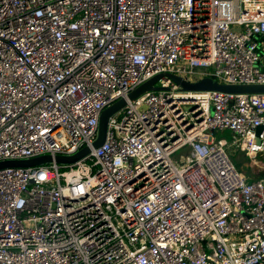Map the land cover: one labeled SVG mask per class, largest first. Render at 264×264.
Here are the masks:
<instances>
[{"label":"built area","instance_id":"1","mask_svg":"<svg viewBox=\"0 0 264 264\" xmlns=\"http://www.w3.org/2000/svg\"><path fill=\"white\" fill-rule=\"evenodd\" d=\"M167 74L264 85V0H0V163L90 150L0 170V264H264V94Z\"/></svg>","mask_w":264,"mask_h":264},{"label":"water","instance_id":"2","mask_svg":"<svg viewBox=\"0 0 264 264\" xmlns=\"http://www.w3.org/2000/svg\"><path fill=\"white\" fill-rule=\"evenodd\" d=\"M163 77H168L169 79L173 80L176 84H178L182 90L189 91V92H224L229 94H264V85H227V84H220L217 81H214L211 78H204L200 81H197L195 83L185 81L182 77L167 74L166 76L160 75L152 80L148 81L135 91H133L129 95V99L131 101L136 100L140 96L144 95L147 92H157L160 90H164L162 88L156 87V83ZM126 105L125 100H120L115 105H113L111 108L104 111L101 120H100V126H99V133H98V139L94 143V147L98 148L102 146L106 140L107 136V130H108V123L110 117H112L114 114L119 112L124 106ZM263 128H258V136L262 133ZM261 140H258V144H261ZM90 150L89 148L82 149L79 153L72 157H61L58 156L55 159H53L51 156H43L38 157L30 160H24V161H8V162H1L0 163V170L5 168H34V167H40L46 164L53 163L54 161L57 164H74L87 156L89 154Z\"/></svg>","mask_w":264,"mask_h":264},{"label":"crops","instance_id":"3","mask_svg":"<svg viewBox=\"0 0 264 264\" xmlns=\"http://www.w3.org/2000/svg\"><path fill=\"white\" fill-rule=\"evenodd\" d=\"M219 134H225L219 133ZM232 135H227L225 138L226 141L230 142ZM240 152L238 150H231V158L233 160V153ZM242 153V152H240ZM234 161H236V165L239 166L238 170L246 177L248 181H258L264 180V151L258 153L255 157L251 158L246 156L244 153L235 157Z\"/></svg>","mask_w":264,"mask_h":264},{"label":"rangeland","instance_id":"4","mask_svg":"<svg viewBox=\"0 0 264 264\" xmlns=\"http://www.w3.org/2000/svg\"><path fill=\"white\" fill-rule=\"evenodd\" d=\"M227 135H230L229 132H225V134H217L216 136L218 137H226ZM185 152L186 150H182L179 151L174 157H173V161L174 163L179 167L182 168V166L179 165V163H181L182 161L184 162V157H185Z\"/></svg>","mask_w":264,"mask_h":264},{"label":"trees","instance_id":"5","mask_svg":"<svg viewBox=\"0 0 264 264\" xmlns=\"http://www.w3.org/2000/svg\"><path fill=\"white\" fill-rule=\"evenodd\" d=\"M241 154H242V153H240V152H236V153H233V155H232V157H233V163H234V165H235V167H236L237 169H238L239 166H237V165H236V161H234V155H235V157H236V156L241 155Z\"/></svg>","mask_w":264,"mask_h":264}]
</instances>
